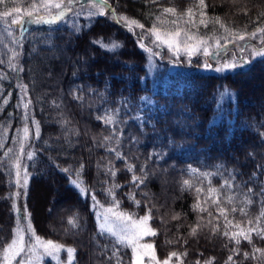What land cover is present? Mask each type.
Masks as SVG:
<instances>
[{"label": "trees", "instance_id": "16d2710c", "mask_svg": "<svg viewBox=\"0 0 264 264\" xmlns=\"http://www.w3.org/2000/svg\"><path fill=\"white\" fill-rule=\"evenodd\" d=\"M29 2L23 0V6ZM196 2L107 0L109 14L93 18L90 24L81 18L79 25L68 21L30 26L22 48L0 29V61H4L0 63V264L17 227L12 205L18 206L19 198H8L19 192L14 154L21 143L24 146L23 128L36 127V122L39 136L31 142L33 159L26 161L24 208L36 236L75 249L72 264H117L115 237L101 234L90 196L73 186L72 179L95 193L102 207L115 208L114 195L117 209L133 219L151 209L148 223L157 234L148 241L160 261L176 252L178 257L171 258L174 264L208 260L264 264V238L252 232L251 243L241 238L236 245L223 235L238 231L236 225L254 227L264 211V57L226 73L206 70L214 64L198 58L153 78L149 52L139 46L147 47L141 32L153 25L170 31L173 21L204 38L223 34L214 23L217 17L233 32H251L257 25L264 26V0H205L207 27L199 24ZM17 4L18 0H6L0 12ZM169 7L175 15L162 14ZM189 8L195 26L185 23L187 16L181 18ZM122 16L144 28L133 26L129 31L117 22ZM100 41L118 47L108 50ZM13 48L19 52L13 63L23 71L8 66ZM18 84L27 85L26 94ZM5 98L7 104L2 102ZM98 116H111L113 123L105 124ZM8 148L13 153L6 157L3 152ZM65 168L69 173L62 171ZM133 174L144 180L139 187L131 182ZM225 180H231L230 190L222 188ZM209 186L218 190L231 226L211 198L206 199ZM197 189H201L199 195ZM226 195L234 197L231 204ZM246 200L251 203L245 204ZM198 201L207 211L193 210ZM50 213L54 222L47 220ZM260 227L264 228V218ZM116 247L120 264H132L131 248ZM230 255L232 261H228Z\"/></svg>", "mask_w": 264, "mask_h": 264}, {"label": "snow or ice", "instance_id": "6c2138e0", "mask_svg": "<svg viewBox=\"0 0 264 264\" xmlns=\"http://www.w3.org/2000/svg\"><path fill=\"white\" fill-rule=\"evenodd\" d=\"M6 0H0V5H5ZM73 0H67V4L64 3V0H30L28 5L26 7L23 6V0H18L17 6H13L10 9H7L3 12H0V24H2L5 27L6 34L11 37L12 43H14L17 48L23 47V40L25 37V32L27 29L28 24H55L57 22L63 21L66 19V12H72L73 11ZM93 6L99 9V14H104V9L107 7V0H93ZM197 9L199 10L201 19L199 20V24L204 25L207 27V21L203 18L206 13L204 12V9L207 8V4L205 3V0H197L196 2ZM23 8V11H22ZM53 9H57L59 11L53 12ZM114 12V9L112 10ZM165 13H171L172 15H175V9L174 8H165L162 10V14ZM97 13L89 12V17L96 15ZM245 14H247L245 12ZM78 15V13H77ZM264 15V14H261ZM183 16H187L188 19L185 21L186 24H191L195 26L193 21V10L192 8H189L186 10ZM10 18V19H9ZM157 20H160V17L156 18ZM118 23H124L125 27L128 28L129 31L132 30L133 26L138 27L140 29H143L144 26L142 24H139L136 20L132 19L129 20L127 17H120V20L117 21ZM174 27L172 30L168 31H161L159 27L156 25H153V27L148 30L149 36H154L153 43L156 44L158 48L166 47L169 51H171L174 55L179 56L181 53L191 56L194 54H202L206 57L212 56H221L227 55V46L228 44H233L234 46L237 45L238 41H245L246 37L248 40H257L260 42L261 47L257 49L256 47H253L251 45L245 44L239 46V59L236 58V54H233V58L226 60L225 63L220 67L217 68L216 71H224L228 69H234L238 66V64H247L249 61L244 58L243 54L246 52L248 48H251L250 55L253 57H264V26L257 25L253 31L251 32H243V33H236L233 32L230 28L226 27L223 23L220 22L219 17L215 18L214 23H217L220 25V27L223 29V34L221 36L213 35L212 37L204 38L196 33H191L189 30H184L181 27H177L176 21L172 22ZM231 37V39H230ZM213 41V43H209V41ZM221 40L226 41V43H221ZM93 43H98L97 41H94ZM101 46L107 48L108 50H114L116 47H118L117 44L112 43L110 45L103 44L102 41L99 42ZM141 48H144L146 51L152 53L153 55H159V52H152L151 48H146L143 43H140L139 45ZM19 57V52L16 50V48H13L11 50V57L8 61V66L12 68L14 71H23V69L17 68V65L13 63V61L17 60ZM4 61H0V63H3ZM205 67H209V65L205 64ZM6 79V76L3 77ZM17 87L25 92L27 91V85H20L18 84ZM147 99V98H145ZM3 103L7 104V99L5 98ZM31 101L29 100L27 103L24 104V107L27 108L28 104H30ZM25 119L28 118L27 114H25ZM98 120H101L105 124H112L113 118L111 116H98ZM24 132V139H28L29 129L27 126L23 128ZM35 136L38 138L39 136V124L36 122V132ZM109 139V138H105ZM2 147V145H0ZM112 151L115 152V149H112ZM10 153H13V149L8 148L6 151L3 152L4 156H9ZM24 154V146L23 143L20 144L19 151L14 154V160H13V167L15 168V184L19 186L20 188H24L27 185L28 181V174L26 169H22V163H21V155ZM117 158H120V154L117 153ZM27 159L31 160L33 159V154L28 153ZM80 168H83V165L80 166ZM129 171H132V168L129 167ZM21 171L24 172L23 178H21ZM63 172L69 173V169L65 168L62 169ZM111 176H115L116 172L113 169L108 170ZM195 171V170H193ZM11 172V169H10ZM79 171L75 172V175L79 176ZM204 176L211 175L210 173H203ZM132 184L136 187H139L140 184L144 182L143 179L140 177H137L135 174L132 176ZM70 183L77 187L80 192L83 194L86 190L80 187V183L77 179L70 180ZM184 185L186 187H190L189 181L185 180ZM114 187H119V185H115ZM222 188L230 190L232 188L231 180H225L222 184ZM197 194L201 192V189H197ZM252 190L249 189V192ZM109 195H113V189L108 190ZM26 194V193H25ZM90 196L93 205L100 206L99 202L96 200L95 193H88ZM22 196L21 192H16L14 194L9 195V199H12L13 197L20 198ZM131 199L136 203L137 206H139V201L135 200V196L131 195ZM207 198H211V201L214 205H216V211L219 212L220 216H222L225 220L226 225L231 226V221L228 220L226 209L222 206H220L221 198L218 195V190L216 188H213L209 186ZM226 201L231 204L234 197L232 195H226L225 196ZM251 203L250 200H246L245 204ZM113 204L115 208L119 207V202L114 199L113 195ZM12 210L16 214V221H17V227L14 230L15 238L11 240L10 243L7 244V247L3 249V255L4 258L11 264V261L15 257H22V254L25 253L28 246L24 242V236H23V228L19 226L21 219H26L29 221V231L33 233L34 230L31 229L30 226V214L27 213L26 208L24 207H18L15 203L12 205ZM193 210H199V211H207V208H201V205L199 201L193 205ZM232 211L235 212L236 208L233 207ZM107 213H110L111 215L115 216L118 220H120L124 224V228L120 233H116L112 230V228H105V224L100 225V231L101 234H104L107 232L108 234H111L115 237V244L113 248V256L117 258V264H120L119 260V247H116V245L122 246V247H130L133 254V261L132 264H145L144 258L147 256L149 258L150 264H169V261L172 257H178V254L176 252L170 253L169 257L164 260L163 262L159 261L155 255L154 251V245L151 243H141V241L144 239L145 236H155L157 233L154 229L148 226V221L151 219V209L148 210V212L139 219H133V217L127 213L120 212L114 210V208H108L106 210ZM241 213L246 215L244 213L243 208L241 209ZM209 216H211V213H209ZM174 219H178V217H173ZM264 218V211L260 212V215L256 217L255 219V226L243 229L240 228L239 225H236V228L238 231L235 232H223V235L225 237H228L229 240H234L236 245L240 244L241 238L244 240H247L249 243H251V233L255 232L257 236H260L261 238H264V228L260 227L261 220ZM106 219V217H105ZM69 223H74L72 219L69 220ZM249 223H253L252 221H249ZM192 233H196V228L192 229ZM36 245L41 246L44 248L45 253L49 256H52L55 253H58L64 246L54 243L51 240H42L39 236H35V244L32 245V249L34 250ZM68 253V264H71L73 257V254L75 252V249L73 248H67L66 249ZM256 251H260L259 249H256ZM233 253H236V250H233ZM186 255V253H185ZM245 257H247V253H244ZM112 257H109V260H111ZM228 261H232V255L228 257ZM19 264V262H18ZM199 264V262H197ZM205 264H212L210 260L205 261Z\"/></svg>", "mask_w": 264, "mask_h": 264}, {"label": "rangeland", "instance_id": "374dc122", "mask_svg": "<svg viewBox=\"0 0 264 264\" xmlns=\"http://www.w3.org/2000/svg\"><path fill=\"white\" fill-rule=\"evenodd\" d=\"M57 2H58V0H57ZM64 3L67 4V0L64 1ZM72 7H73L72 12H66V19H64L63 21L57 22L55 24H50V25H56V24L65 23L68 21L70 23H76L79 25L81 23L80 20H82V19L86 20L87 24H90V21L93 18L109 14L108 7H106L104 9L103 15L99 14V9L93 6V0H73ZM56 11H59V10L53 9V12H56ZM89 12H94L97 14L89 17V15H88ZM77 13H78V15H77ZM0 25H1V27H0L1 32L6 33L5 27L2 24H0ZM33 25H37V24H28L27 29ZM147 33H148V31L147 32H141V34L139 35L143 39V41L145 42V44L147 46L146 48H151L153 53L159 52V55H153L152 53L149 52V68H150L151 76L153 78L156 77L162 70H164L166 72H171V71L178 69L179 67H186V66L191 65V62L195 59L198 60V58H201L199 60L200 61L202 60V62H204L206 60L209 63L214 64L209 69L205 68L206 70H210V71H214V72H218V73H226L229 71L240 69L242 67L247 66L251 60L257 58V57H253L250 55L251 48H248L246 50V52L243 54L244 58L249 61L247 64H238V66L234 69H228V70H224V71H216V69L220 68L225 63L226 60L233 58L234 53L236 54V58L239 59V56H240L239 46L240 45L248 44V45H251L253 47H256L257 49H259L261 47V44L259 41L248 40L246 37L245 41H238L236 46H234L233 44H228L227 55L222 54L221 56H216V57H212V56L206 57L202 54H194V55H191L189 57V56L181 53L179 56H176L171 51H169L166 47L158 48L156 46V44L152 42L154 40V36H149ZM209 43L211 44V42H209ZM27 127L29 129V134H28V139L27 140L24 139V154L21 156L22 169H26L25 168L26 167V161L28 160L27 154L32 153L31 142L34 139L35 132H36V127L34 125L30 124ZM23 175H24V172L21 171V178H23ZM26 186L24 188H20L18 186L19 192L22 193V196L19 198L18 207H24L23 199H24V195H25V191H26ZM80 187L84 189V187L81 186V184H80ZM85 190L86 191L84 192V194L88 195L89 192L87 191V189H85ZM59 196H60V193H59ZM49 201L50 200H48V202H46V203H49ZM92 205H93V202H92ZM94 206L95 205H93V208L96 211L97 219L99 221V226L103 223V224H105V228L110 227L116 233H120L122 231V229L124 228V224L120 220H118L115 216L106 212V210L108 208H113V207H100V206L94 207ZM114 210L119 211L117 208H114ZM105 217H106V219H105ZM47 220H48V222H54L55 218L50 213L48 215ZM21 221H22V223L19 226L21 228H23V230H24L23 231L24 242L28 246V248L25 251V253L22 254V257L13 258V260L11 261V264H18V262H19V264H47L49 262L52 264H68V253H67L66 249L70 248V247L63 245L64 247L58 253H55L52 256L47 255L45 253L44 248H42L39 245H36L35 249L33 250L32 245L35 244V236L36 235H35V233L33 235V233L29 231V221L28 220L21 219ZM148 226L150 227L149 223H148ZM31 229H33V228L31 227ZM149 237L150 236H145L144 239L141 241V243H151L150 241H148ZM57 244H59V243H57ZM60 245H62V244H60ZM64 254H66L65 259L63 256ZM73 257L74 258L72 259L71 264L74 262L75 252L73 254ZM144 260H145V264H150L149 258L147 256L144 258ZM161 262H163V261H161ZM4 264H9V262L5 258H4ZM169 264H174V263L172 262V260H170ZM175 264H181V263L178 262Z\"/></svg>", "mask_w": 264, "mask_h": 264}]
</instances>
